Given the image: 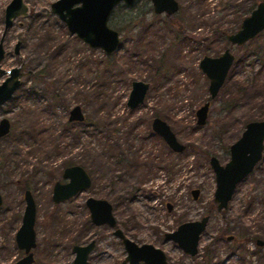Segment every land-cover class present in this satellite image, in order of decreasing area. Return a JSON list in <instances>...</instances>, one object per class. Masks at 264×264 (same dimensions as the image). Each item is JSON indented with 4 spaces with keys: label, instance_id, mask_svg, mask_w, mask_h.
<instances>
[{
    "label": "rangeland",
    "instance_id": "1",
    "mask_svg": "<svg viewBox=\"0 0 264 264\" xmlns=\"http://www.w3.org/2000/svg\"><path fill=\"white\" fill-rule=\"evenodd\" d=\"M10 1L0 0V37ZM56 1L23 0L28 13L14 21L4 40L1 68H19L21 86L0 107V120L11 127L0 139V264L23 256L15 234L25 189L36 204L34 264H72V247L92 240L96 247L88 264L124 259L112 231L91 224L88 198L108 201L126 237L162 250L173 264H264V251L254 242L264 240V150L220 212L209 165L211 156L226 164L229 146L245 126L264 119V49L255 54L264 44V31L240 47L226 39L255 0H175L179 9L171 21L155 15L149 0H137L109 19V27L120 34V48L111 59L67 31L51 13ZM227 48L235 60L211 100L198 64ZM5 76L0 75V83ZM133 81L146 82L149 89L143 104L129 110ZM241 82L247 87L237 94ZM206 102L207 120L198 126L196 111ZM75 106L85 120L69 124ZM154 118L170 127L183 152H172L152 132ZM75 165L91 177V187L53 204V185L64 183L63 170ZM205 216L208 223L194 257L164 238L180 224Z\"/></svg>",
    "mask_w": 264,
    "mask_h": 264
},
{
    "label": "water",
    "instance_id": "2",
    "mask_svg": "<svg viewBox=\"0 0 264 264\" xmlns=\"http://www.w3.org/2000/svg\"><path fill=\"white\" fill-rule=\"evenodd\" d=\"M135 0H57L50 5V10L66 27L67 31L78 38L90 49L101 50L109 56L120 48L119 33L109 27L110 16L115 7L121 3L131 6ZM154 13L157 15H173L178 10L175 0H150ZM28 13L23 0H11L4 10V33L19 17H25ZM264 31V2H259L256 7L245 17L240 28L227 36V41L232 46L240 47L253 40ZM4 35V34H3ZM0 40V63L4 57V51ZM19 42L14 46V54L18 55ZM235 57L230 49L217 57L204 56L198 64V68L208 80V94L211 100L217 97L222 88ZM0 84V105L9 101L20 86L19 68H12L7 72ZM149 84L142 81H133L126 106L134 110L141 106L145 100ZM209 103L206 102L196 111V124L204 126L208 116ZM69 121L83 122L84 116L81 108L75 106L69 113ZM154 134L159 136L165 145L174 153H181L185 146L176 139L170 127L161 119L154 118L151 123ZM9 131V122L6 119L0 122V136ZM264 150V119L248 123L239 139L229 146V161L222 165L215 156L209 158V165L214 174L216 189L214 202L216 210H225L231 201L234 191L239 183L247 178L255 166L262 159ZM62 178L66 183H55L51 200L54 204L64 202L79 192L88 190L91 179L87 172L80 166L65 168ZM199 190H192L191 196L197 200ZM24 212L21 225L15 234L16 247L24 252V257L14 264H32V250L36 247V234L34 231L36 219V206L29 191L24 193ZM2 198L0 196V206ZM85 205L90 213V221L95 226L107 225L113 229L112 235L119 239L124 247L126 257L120 264H173L169 262L165 253L150 244L137 245L125 237L119 229H115L116 221L112 214V206L109 202L100 199L88 198ZM170 210V206H168ZM208 217L199 221L180 224L175 231L164 234L167 241H171L183 252L193 257L198 252L199 238L205 230ZM95 242L86 245L74 246L72 252L74 259L72 264H87L88 256L92 252ZM256 246L264 251V240H257Z\"/></svg>",
    "mask_w": 264,
    "mask_h": 264
},
{
    "label": "flooded vegetation",
    "instance_id": "3",
    "mask_svg": "<svg viewBox=\"0 0 264 264\" xmlns=\"http://www.w3.org/2000/svg\"><path fill=\"white\" fill-rule=\"evenodd\" d=\"M136 1H137V0H135L134 3H133L131 6H127V5L123 4V3H121V4H119V5H117V6L115 7V9L113 10V12H115L118 8H132L133 5H135V2H136ZM149 2L151 3L150 0H149ZM261 2H264V1H261ZM177 3H178V2H177ZM151 6H152V3H151ZM178 9H179V4H178ZM151 11H153V13H154L153 6H152ZM113 12H112V13H113ZM154 14H155V13H154ZM174 14H175V13H174ZM174 14H173V15H174ZM111 15H112V14H111ZM155 15H157V14H155ZM161 15H165L169 21L172 20V16H173V15H171V16H168V15H166V14H161ZM110 17H111V16H110ZM243 19H244V18H243ZM14 21H15V20H14ZM14 21H13V23H14ZM12 25H13V24H12ZM12 25H11V26H12ZM11 26H10V27H11ZM10 27H9V28H10ZM9 28H8V29H9ZM8 29H7V30L5 31V33H4V17H3V30H2V33H1L0 40L3 39V40H2V46H3V51H4V57H5L4 40H5V36H6V33H7ZM116 31H117V30H116ZM117 32H118V31H117ZM118 33H119V32H118ZM261 33H262V32H261ZM261 33H260V34H261ZM3 34H4V35H3ZM232 34H233V33H232ZM258 35H259V34H258ZM258 35H257V36H258ZM257 36H256V37H257ZM119 37H120V34H119ZM226 39H227V36H226ZM17 43H18V42H17ZM17 43H16V44H17ZM16 44H15V45H16ZM19 44H20V42H19ZM246 44H247V43H246ZM243 46H244V45H243ZM19 47H20V46H19ZM227 49H228V48H227ZM4 57H3L2 61L4 60ZM234 57H235V56H234ZM2 61H1V63H2ZM1 63H0V70H1V71H4V72H7V71H5V70H3V69L1 68ZM0 75H1V76H5L4 74H1V73H0ZM19 75H20V73H19ZM5 78H6V76H5ZM19 79H20V78H19ZM3 81H4V80H3ZM3 81H2V82H3ZM2 82H1V83H2ZM1 83H0V84H1ZM20 86H21V81H20ZM20 86H19V88H20ZM19 88H18V89H19ZM18 89H17V90H18ZM17 90L15 91V93L17 92ZM15 93L13 94V96L11 97V99L14 97ZM11 99H10V100H11ZM10 100H9V101H10ZM9 101H7V102H9ZM7 102H5L4 104H6ZM4 104L0 105V107L3 106ZM72 109H73V108H72ZM72 109H71V110H72ZM71 110H70V111H71ZM70 111H69V113H70ZM81 111H82V110H81ZM82 114H83V113H82ZM83 116H84V115H83ZM159 119H160V118H159ZM2 120H3V119H2ZM6 120H7V119H6ZM84 120H85V117H84ZM7 121H8V120H7ZM0 122H1V120H0ZM8 122H9V121H8ZM83 122H84V121H83ZM68 123H69V124H73V123H82V122H71V121H69V116H68ZM151 123H152V122H151ZM10 128H11V127H10V122H9V131H8V133L10 132ZM151 130H152V129H151ZM152 132H153V131H152ZM8 133H7V134H4V135H1V136H0V139H1L2 137L7 136ZM155 135H156V134H155ZM156 136H157V135H156ZM158 137H159V136H158ZM159 138H160V137H159ZM161 140H162V139H161ZM231 145H232V144H231ZM167 148H168V147H167ZM168 149H169V148H168ZM169 150H170V149H169ZM75 166H78V165H75ZM68 167H71V166H67L66 168H68ZM80 167H81V166H80ZM63 171H64V170H63ZM89 177H90V176H89ZM90 179H91V177H90ZM64 181H65L64 183L67 182V180H64ZM56 183H57V182H56ZM58 183H60V182H58ZM64 183H60V184H64ZM91 184H92V180H91ZM53 186H54V185H53ZM90 187H91V186H90ZM52 190H53V188H52ZM26 191H29V190H28V189H25V190H24V192H23V200H24V193H25ZM29 192H30V191H29ZM84 192H85V191H84ZM30 193H31V192H30ZM79 193H82V192H79ZM79 193H77L76 195H78ZM31 195H32V193H31ZM76 195H75V196H76ZM0 196H1V195H0ZM75 196H73V197H75ZM32 197H33V196H32ZM51 197H52V196H51ZM73 197H72V198H73ZM1 198H2V197H1ZM70 199H71V198H70ZM94 199H95V198H94ZM33 200H34V199H33ZM68 200H69V199H68ZM100 200H102V199H100ZM51 201H52V200H51ZM66 201H67V200H66ZM105 201H106V200H105ZM2 202H3V200H2ZM107 202H108V201H107ZM34 203H35V202H34ZM61 203H62V202H61ZM53 204H54V203H53ZM35 206H36V204H35ZM111 206H112V205H111ZM87 209H88V208H87ZM170 210H171V209H170ZM170 210L168 209V211H170ZM88 211H89V210H88ZM112 214H113V207H112ZM113 216H114V215H113ZM114 219H115V217H114ZM115 221H116V219H115ZM90 222H91V221H90ZM91 224H92V223H91ZM92 225L95 226L94 224H92ZM95 227H107V228H109L107 225H101V226H95ZM109 229L112 231V232H111V234H112V233H113V229H111V228H109ZM115 229H119V228H118V225H117V221H116V227H115ZM119 230L123 233V231H122L121 229H119ZM123 235L125 236L124 233H123ZM125 237H126V236H125ZM127 238H128V237H127ZM118 240H119V239H118ZM92 241H94V240H92ZM119 241H120V240H119ZM256 241H257V240H256ZM256 241H255V244H256ZM90 242H91V241H90ZM94 242H95V246H94L92 252L94 251V249H95V247H96V241H94ZM120 242H121V241H120ZM87 244H88V243H87ZM121 244H122V243H121ZM85 245H86V244H85ZM137 245H138V244H137ZM74 246H80V245H74ZM74 246H73V247H74ZM122 246H123V245H122ZM139 246H140V245H139ZM73 247H72V249H73ZM34 249H35V248H34ZM123 249H124V247H123ZM18 250H19V249H18ZM19 251H20V250H19ZM124 251H125V250H124ZM21 252L23 253V256L20 257L18 260L22 259V258L25 256V255H24V252H23V251H21ZM31 252H32V254H33V250H32ZM92 252H91V253H92ZM72 253H73V252H72ZM91 253H90L89 256H88L87 264L89 263V257H90V255H91ZM197 253H198V252H197ZM125 254H126V253H125ZM73 255H74V254H73ZM196 255H197V254H196ZM125 257H126V255H125ZM125 257H124V258H125ZM189 257H190V256H189ZM193 257H194V256H193ZM73 259H74V258H73ZM18 260H16V261H18ZM33 260H34V254H33ZM123 260H124V259H123ZM123 260H122V261H123ZM16 261H15V262H16ZM122 261H121V262H122ZM15 262H14V263H15ZM34 262H35V260L33 261L32 264H34ZM121 262H120V263H121ZM14 263H13V264H14ZM120 263H118V264H120ZM139 264H142V263H139Z\"/></svg>",
    "mask_w": 264,
    "mask_h": 264
},
{
    "label": "trees",
    "instance_id": "4",
    "mask_svg": "<svg viewBox=\"0 0 264 264\" xmlns=\"http://www.w3.org/2000/svg\"><path fill=\"white\" fill-rule=\"evenodd\" d=\"M261 2L262 0H255L254 1V3L252 4V6L249 8V11L251 12L255 7H256V5L259 3V2ZM113 15H114V12L112 13ZM112 16V15H111ZM131 22V21H130ZM240 27V26H239ZM237 30H235L234 32H236ZM230 35V34H229ZM228 36V35H227ZM263 49H264V44L263 45H259L258 46V49L256 50V52H255V54L256 55H258L259 56V54L261 53V52H263ZM247 57V56H246ZM246 57L243 59V61H240L239 63L241 64V63H244V61H245V59H246ZM108 59H111V57H109L108 56ZM252 82V81H251ZM246 85H245V83L244 82H241V83H238V87H237V94L238 93H241L244 89H246ZM56 99V98H55ZM256 240H254V242H255Z\"/></svg>",
    "mask_w": 264,
    "mask_h": 264
}]
</instances>
